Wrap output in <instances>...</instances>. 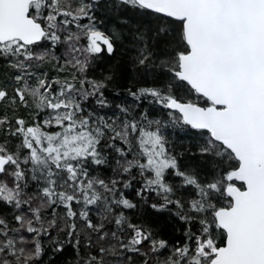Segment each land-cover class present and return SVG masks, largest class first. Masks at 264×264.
I'll return each mask as SVG.
<instances>
[{"label":"snow or ice","instance_id":"snow-or-ice-1","mask_svg":"<svg viewBox=\"0 0 264 264\" xmlns=\"http://www.w3.org/2000/svg\"><path fill=\"white\" fill-rule=\"evenodd\" d=\"M0 264H264V0H0Z\"/></svg>","mask_w":264,"mask_h":264}]
</instances>
